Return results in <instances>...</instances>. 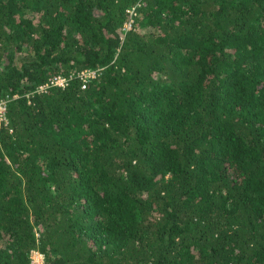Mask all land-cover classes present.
Here are the masks:
<instances>
[{
    "label": "trees",
    "instance_id": "1",
    "mask_svg": "<svg viewBox=\"0 0 264 264\" xmlns=\"http://www.w3.org/2000/svg\"><path fill=\"white\" fill-rule=\"evenodd\" d=\"M6 93L0 264H264V0H0Z\"/></svg>",
    "mask_w": 264,
    "mask_h": 264
},
{
    "label": "built area",
    "instance_id": "2",
    "mask_svg": "<svg viewBox=\"0 0 264 264\" xmlns=\"http://www.w3.org/2000/svg\"><path fill=\"white\" fill-rule=\"evenodd\" d=\"M129 18L125 21L123 28L126 30L131 27L133 21V14L135 13L134 6L127 9ZM99 73V68H84L78 71H70L69 73H54L48 77V79L42 83H39L35 87V91H46L50 86L65 87L69 81L78 77L81 82V87H86V84ZM18 96L17 93L10 95L6 93L0 97V127L8 124L7 106L12 97ZM26 264H45L44 254L38 248H32L28 255V262Z\"/></svg>",
    "mask_w": 264,
    "mask_h": 264
}]
</instances>
